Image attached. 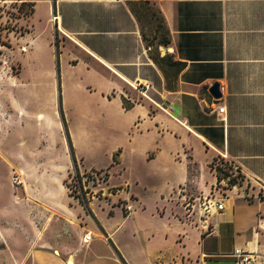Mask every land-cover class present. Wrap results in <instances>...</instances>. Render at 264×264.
<instances>
[{
    "label": "crops",
    "instance_id": "1",
    "mask_svg": "<svg viewBox=\"0 0 264 264\" xmlns=\"http://www.w3.org/2000/svg\"><path fill=\"white\" fill-rule=\"evenodd\" d=\"M32 1L30 19L38 1L44 14L48 73L54 74L56 64L60 68L65 115L107 120V135L113 127L123 139L116 165L150 164L157 170L151 175L164 179L168 190L159 195L156 225L144 219L140 203L115 225L94 207L92 215L79 201L72 205L66 184L74 169L71 145L80 168H87L85 159L75 134L45 114L50 135L38 146H9L8 157L0 152L24 173L31 216L45 218L41 232L49 245L31 247L30 264H236L235 248L264 264V0H148L168 30L169 43L155 47L178 68L159 62L145 42L130 2L146 0ZM34 40L30 33L22 36L25 52ZM67 70L78 72L67 78ZM134 82L150 84L146 96ZM214 82L220 84L219 98L210 93ZM123 98L133 102L130 108ZM217 158L230 161L242 181L222 193L224 209L212 216L215 231L205 234L197 224V198L217 193ZM139 182L124 181L133 198L132 184ZM181 187L195 201L194 214L184 208ZM86 230L97 236L80 248Z\"/></svg>",
    "mask_w": 264,
    "mask_h": 264
},
{
    "label": "rangeland",
    "instance_id": "2",
    "mask_svg": "<svg viewBox=\"0 0 264 264\" xmlns=\"http://www.w3.org/2000/svg\"><path fill=\"white\" fill-rule=\"evenodd\" d=\"M32 2L0 0V152L8 157L6 150L9 146L23 150L32 145L38 146L43 137L50 135L44 125L45 114L53 118L52 121L59 118L61 123H66L67 130L75 134L78 152L85 159L87 168H80L78 164L79 171L94 172L100 177V180L92 183L96 198H83L81 195L76 197L69 192L72 197L71 204L74 205L78 201L82 204L80 199L83 201L86 199L91 210L94 207L106 223L115 225L122 215L128 213L127 205H131L132 212L138 209L140 203L145 208L144 219L147 223L156 225L158 218L154 216V212L161 203L159 195L168 190L165 180L154 176L157 174L156 167L153 168L150 164H143L138 160L131 168L126 167L127 160L120 166L116 165L117 161L113 160V156L120 154L118 149L120 147L117 149L116 147L123 139L121 133L113 127L109 136L107 135L109 130L107 120L104 118L99 117L95 120L72 113L65 115L62 108L63 94L58 64L53 67L54 74L48 73L52 67L50 66L52 58L50 49L44 42L47 31L43 23L42 6L38 1L36 14L30 19L34 11ZM136 9L140 14L145 42L155 50L157 42L165 36L158 8L149 4L148 7L137 5ZM153 11L156 16L151 15ZM27 33L35 39V45L28 48L31 49L28 53L23 49L27 48V45L21 41L22 36ZM59 41L61 38L57 35L58 45ZM77 72L67 70L65 75L71 78ZM72 91V88L68 90V96L72 97ZM89 131L90 137L87 135ZM50 132L53 135L56 131L53 129ZM94 140L97 141L95 145ZM2 158L0 156V264H30L28 258L30 248L49 245L46 242V233L41 232L45 230V218L31 216L29 201L25 200L27 189L24 173L9 165L5 157ZM212 166L224 181L221 183L219 181L216 185L218 192L226 193L231 187L230 178L242 181L230 161L217 158ZM74 172L75 168L66 179L68 187L72 184ZM14 174H19L25 183L14 186ZM127 177L140 181L139 184H132L134 193H137L134 198L129 183H124ZM110 185L124 188L128 195L118 193L117 188ZM110 192L115 195H110ZM114 211L115 215H112ZM92 224L96 225L94 222ZM93 236L97 235L93 232ZM69 238L71 242V234ZM85 244L79 240L80 248Z\"/></svg>",
    "mask_w": 264,
    "mask_h": 264
},
{
    "label": "built area",
    "instance_id": "3",
    "mask_svg": "<svg viewBox=\"0 0 264 264\" xmlns=\"http://www.w3.org/2000/svg\"><path fill=\"white\" fill-rule=\"evenodd\" d=\"M26 51L27 48L23 47ZM134 89L138 91L142 96H146V91L150 88V84L146 82H134L131 84ZM218 112L223 116L226 113V106L223 105L219 108ZM235 169V168H234ZM236 171V169H235ZM79 177L74 172L72 177V184L68 187V191L73 193L76 197H80L81 195L83 198L92 197L96 198L97 194L93 189V185L97 180H100V177L94 172H80ZM238 174V172L236 171ZM224 182V181H222ZM23 184V179L19 174L13 175V185L19 186ZM117 188V192H124L125 189L122 187H114ZM218 192V190H216ZM180 194H186V189L181 187L178 191ZM105 194V193H102ZM110 195H115V193L110 192ZM185 197V204L184 208L186 209L187 213L194 214L195 213V201L189 198L187 195ZM223 194L218 192V194L210 193L208 195H202L197 198L198 202V226L205 234H211L215 231V225L212 223V216L214 213L221 211L224 209V202H223ZM128 213L131 212L132 207L131 205L126 206ZM93 240V232L87 231L84 234L83 241L85 243H89ZM232 256L236 259V264H258L257 256L254 253H250L242 248H235Z\"/></svg>",
    "mask_w": 264,
    "mask_h": 264
},
{
    "label": "trees",
    "instance_id": "4",
    "mask_svg": "<svg viewBox=\"0 0 264 264\" xmlns=\"http://www.w3.org/2000/svg\"><path fill=\"white\" fill-rule=\"evenodd\" d=\"M149 4H152V3L150 1H148V0H146V1H133V2H130L131 9L135 13V15L137 16V18L139 20H141L140 19V14H139L138 10L136 9V6L137 5H140L141 7H143V6L148 7ZM158 13L161 15V23H162V25H163V27L165 29V36L162 38V40L158 41V44H160V45H167L169 43L168 30L166 29L165 22H164V18H163L162 14H161V11L159 9H158ZM151 15L152 16H156L155 11L151 12ZM143 36H144V33H143ZM155 37H157V36H155ZM154 52L156 54V59L159 62H161V63L162 62H165L169 66H173V67H176V68H178L180 66V64L178 62L174 61L170 56L161 57L160 56V53H159V50H158V47H156V49L154 50ZM57 56L59 58V51L58 50H57ZM123 100H124V105H125V107L127 109L132 106L133 102L132 103L129 102V100H127V98H123ZM64 126L66 128V131L68 132L67 127H66V123H64ZM71 154H72V157H73V162H74V168H75L76 175L79 177V174H80L79 173V168H78L77 159L75 157V154H74V150H73V146L72 145H71ZM115 160H116V156H115ZM238 175L240 176V174H238ZM221 179H223V178L219 177V180H221ZM229 181H230L231 185H234V184H236L238 182L237 178H230ZM80 201L84 205V208L86 209V212L88 214H92L93 215L92 210L88 206V203H87L86 199H85V201H83L82 199H80Z\"/></svg>",
    "mask_w": 264,
    "mask_h": 264
},
{
    "label": "water",
    "instance_id": "5",
    "mask_svg": "<svg viewBox=\"0 0 264 264\" xmlns=\"http://www.w3.org/2000/svg\"><path fill=\"white\" fill-rule=\"evenodd\" d=\"M210 93L213 97L219 98L221 97L222 93L220 91V84L218 82H214L210 88Z\"/></svg>",
    "mask_w": 264,
    "mask_h": 264
}]
</instances>
